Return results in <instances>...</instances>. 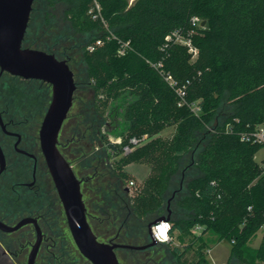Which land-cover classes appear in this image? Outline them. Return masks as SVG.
Listing matches in <instances>:
<instances>
[{"label": "trees", "instance_id": "16d2710c", "mask_svg": "<svg viewBox=\"0 0 264 264\" xmlns=\"http://www.w3.org/2000/svg\"><path fill=\"white\" fill-rule=\"evenodd\" d=\"M94 1L34 0L35 22H42L41 4L48 10L44 33L33 42L70 67L80 64L75 83L93 93L90 108L74 119L68 115L59 140L65 156L78 161L93 231L117 243L147 245L118 248L124 264H164L165 257L153 254L167 248L178 264H208L210 233L216 242L231 244L226 264H264V172L255 159L262 145L239 134L264 122V0H97L108 28L93 18ZM60 3L65 6L59 18ZM196 16L200 23L194 26ZM54 21L66 26L50 31ZM193 28L195 60L186 46L170 40L174 32ZM98 38L103 43L89 50ZM119 39L130 42L122 55ZM168 75L187 83L188 99L200 101V115L178 105ZM125 94L132 96L123 112L127 127L114 148L103 126L110 103ZM170 125L172 135H159ZM143 134L150 138L123 152L132 136ZM75 138L79 143L72 144ZM131 163L150 168L140 183L126 169ZM153 216L172 221L170 242L149 243ZM47 218L48 242L36 264H78L68 256L53 212ZM196 225L202 226L199 234L192 231ZM260 229L261 242L253 247ZM58 240L66 249L60 254L53 251Z\"/></svg>", "mask_w": 264, "mask_h": 264}, {"label": "flooded vegetation", "instance_id": "af4514ba", "mask_svg": "<svg viewBox=\"0 0 264 264\" xmlns=\"http://www.w3.org/2000/svg\"><path fill=\"white\" fill-rule=\"evenodd\" d=\"M41 6L44 9L43 14L39 10L42 21L39 23L35 22L37 12L34 13L33 2L22 47L35 48L32 42L44 33L42 26L48 9L45 3ZM51 98L50 83L2 71L0 67V221L12 227L23 218L36 219L42 240L35 264L39 251L48 242L47 215L53 212L60 225L61 215L65 214L56 188V196L52 194L48 181L50 173L40 144V127ZM36 239L33 222L13 231L0 227V243L9 252V259L0 254V264H22L27 247L34 241L33 246Z\"/></svg>", "mask_w": 264, "mask_h": 264}, {"label": "water", "instance_id": "95a60500", "mask_svg": "<svg viewBox=\"0 0 264 264\" xmlns=\"http://www.w3.org/2000/svg\"><path fill=\"white\" fill-rule=\"evenodd\" d=\"M33 2L34 0H0V67L2 71L24 78L41 79L51 84L52 98L40 127V144L63 204L69 230L82 255L92 264H120L116 252L118 248L142 249L147 245L101 241L93 231L87 217L81 180L58 146L61 128L73 105L76 89L74 73L68 62L55 54L39 48L22 47ZM110 145L115 148L114 143ZM168 219L167 216H160L149 223L151 245L157 243L152 236V225ZM29 222L36 225L37 239L30 250L27 264H35L42 240V232L36 219L23 218L12 227L0 221V227L13 231ZM0 254L9 259V252L1 243Z\"/></svg>", "mask_w": 264, "mask_h": 264}, {"label": "rangeland", "instance_id": "374dc122", "mask_svg": "<svg viewBox=\"0 0 264 264\" xmlns=\"http://www.w3.org/2000/svg\"><path fill=\"white\" fill-rule=\"evenodd\" d=\"M134 1L135 0H129L130 3L134 2ZM57 6L58 7L55 10V12H56L55 14H56L57 17H59L62 14V10H63L65 5L60 3ZM58 24L55 21L51 22V23L48 24L50 26V27L48 26V29L50 31H59L60 28L66 26V25L64 26V23H61L62 24L61 26H59ZM37 41L35 40V42H37ZM65 45H67L66 42H65ZM76 63L77 62H72L71 69H72V71L74 73V76H75V74H76V76H79V71H80L82 66L80 64H76ZM102 97H103V94H99V98H102ZM93 99H94L93 93L90 90H84L80 86L77 87V85H76V89H75L74 97H73V105H72V107H71V109H70V111L68 113V115H70V119H74L79 114L80 110L90 108L91 104L93 102ZM131 99H132L131 95L125 94L122 97H120L118 100L112 101L110 103V106H109L108 111H107V119L105 121V125L103 126V132L106 134V136H107L106 138L109 139V141H111L110 143H117L118 144L120 142L121 134H122L123 131H125V129L127 127V122L123 118L124 108H125L126 104ZM66 121H67V118H66V120L64 122H66ZM70 121H72V120H70ZM60 135H59V140H60ZM73 142L79 143V140L77 138H75L74 141H71L72 144H74ZM105 144L107 146H109V143H105ZM63 146H64V144H63ZM62 148L63 147L62 146L60 147V145H59V149L63 153ZM66 150L68 151L69 156L72 155V152L70 151L71 149H69V144L66 146ZM71 158H67V159L69 160V162L73 166V169H74L77 177L79 179H81L82 176H81V171H80L79 166H78V161L75 160V159L73 160ZM255 159H256L257 162H260V161L264 160V145L255 154ZM101 168H102V165L100 166V169ZM128 169H129V171H131V173H133L134 176L136 175L135 176V183H140V181H142L143 178L145 176H147L149 171H150L148 165H146V164H138V163H133V164L129 165ZM114 179H115L114 176L111 177V180H114ZM48 181H49V184H50V188L52 190V194L54 196H56V191L54 189L55 185H54L53 179H52L50 174L48 176ZM91 183H92V181H91ZM83 184L84 183L81 181L82 191H83ZM129 185H130V183H129ZM130 186H132V185H130ZM132 193H133V191H131V194ZM88 197L89 196L87 195V198ZM167 205H168V203H167ZM156 218H157L156 216H153V218L151 220L153 221ZM59 222H60V229L62 230V232H63V234L65 235V238H66L65 242H66L67 252L69 253L68 256H71V258H75V259L77 258L78 264H89L90 263L89 260L86 257L82 256V253L80 252V250L78 249V247L76 246V244L74 242V239H73L72 234H71V232L69 230L67 222L65 221L64 212L61 215V218H60ZM262 235H263V231H262V229H260L257 232V235L251 240V244H252L253 247H258L259 246V244L261 242V239H262ZM35 237L36 236H34V240H35ZM98 238L101 241H109L110 240L109 238L102 237V236H100ZM206 238L208 239V241H209V243L211 245L210 252L209 253L207 252L208 253V260H209L208 264H226L227 261H228V258L230 256V253H231V244L228 241H226V240H222V241H217L216 242V237H214L211 233L207 234ZM61 241L62 240H58V243L56 244V246H59V248L58 249H56V248L53 249L54 252L55 251L59 252V254H60V250L61 249H65L64 246H63V243ZM33 242L34 241H32L31 244L27 247L25 257L22 258V264H27L28 255H29V252L31 250ZM149 243H151V237L149 238ZM155 244H157V243H155ZM152 245H154V244H152ZM173 245H180L179 241L178 240H174ZM153 255H154V257H159V260L161 258L165 257V263L164 264H178L177 259L175 258V256L172 255V253L170 252V249H168V248L167 249L158 250V252L156 254H153ZM57 256L60 257L59 255H57ZM117 256H119V255H117ZM84 259H86L88 262L87 261L86 262H80V261H82ZM58 260L59 259L57 258L56 261H58ZM119 261H120V264H124L121 259H119ZM233 261H231V264H235V263H233ZM70 262L71 261L68 260L67 263H70Z\"/></svg>", "mask_w": 264, "mask_h": 264}, {"label": "built area", "instance_id": "2783aa9c", "mask_svg": "<svg viewBox=\"0 0 264 264\" xmlns=\"http://www.w3.org/2000/svg\"><path fill=\"white\" fill-rule=\"evenodd\" d=\"M90 12L93 15V18L100 19L101 22L104 24L105 27L108 28V24L106 20L104 19L102 13H101V5L100 3L95 0L93 7L90 9ZM193 25H198L200 23V18L198 16L193 17L192 19ZM195 32V29L189 30L187 33H183L181 31H176L172 34L170 37V40L180 43L187 47L189 53L191 54L192 60H195L198 57L199 49L193 42V33ZM114 38H117L116 35L111 33ZM119 42L121 43L118 53L120 55L126 53V49L130 47L129 41H122L119 39ZM103 43V40L101 38H98L94 43L90 44L88 46L89 50H94L97 45H100ZM155 66H162V63L155 64ZM166 79L170 86L173 88L177 99H178V105L179 106H188L190 107L191 111L195 115H200L202 112V107L200 105L199 100H189L188 99V85L187 83L178 84L175 79H173L171 76H166ZM228 128L230 131H232V128L230 125H228ZM241 140L246 142H251L254 144L264 145V122L257 124L256 126L249 128L247 130H243L239 132ZM150 136L148 134H143L142 136H132L129 141L123 146V152L127 153L134 149V147L146 140H148ZM260 168L264 172V160L258 162ZM134 182L130 181V185H133ZM251 209V206L248 207ZM172 227L173 223L170 219L168 220H160L157 223L152 225V236L157 241V243H168L173 239L172 235ZM202 226L196 225L193 228V233L199 234L201 232ZM210 252V249L207 251Z\"/></svg>", "mask_w": 264, "mask_h": 264}, {"label": "crops", "instance_id": "0c3cea01", "mask_svg": "<svg viewBox=\"0 0 264 264\" xmlns=\"http://www.w3.org/2000/svg\"><path fill=\"white\" fill-rule=\"evenodd\" d=\"M133 3V2H132ZM174 131H175V126L174 125H170V126H167V127H165L164 129H162L161 130V132L159 133V135H161V136H170V135H172V133H174ZM120 141H121V137H120ZM131 164H133V163H131ZM131 164H128L127 166H126V169L129 171V169H128V167H129V165H131ZM149 167V166H148ZM150 169V168H149ZM129 172H131V171H129ZM133 174V173H132ZM136 176V175H135ZM145 178V177H144ZM143 178V179H144Z\"/></svg>", "mask_w": 264, "mask_h": 264}]
</instances>
